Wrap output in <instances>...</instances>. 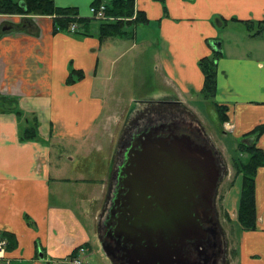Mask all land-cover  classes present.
Instances as JSON below:
<instances>
[{
  "label": "crops",
  "instance_id": "crops-1",
  "mask_svg": "<svg viewBox=\"0 0 264 264\" xmlns=\"http://www.w3.org/2000/svg\"><path fill=\"white\" fill-rule=\"evenodd\" d=\"M93 2L54 0L56 7L73 8L84 19L92 18ZM133 2L147 23L131 28L128 37L104 40L96 21L85 26L83 35H74L54 32L51 16L0 13V240L6 242L4 259L11 264H71L75 257L93 264L86 254L96 237L104 187L100 178L82 174H95L107 160L95 154L69 159L63 148L68 145L76 152L90 139L95 143L103 123L113 119L109 105L117 101L108 96L107 75L114 62L112 49L120 48L119 57L144 43L137 38L139 26H155L154 71L163 82L157 97L142 102L179 103L196 114L186 98L201 97L204 77L198 61L217 52L216 92L209 106L226 109L224 135L264 153V133L246 136L264 124V0ZM127 40L132 45L125 46ZM74 72L83 77L68 84ZM1 98L15 104L3 105ZM2 106L12 111L2 112ZM31 118L38 121V137L21 141L26 119ZM64 159L72 163L76 177L60 175L61 167L70 165ZM102 168L110 178V163L108 171ZM64 183H81L77 205L58 203ZM51 185L56 186L53 192ZM254 187L256 230L240 232L238 264H264V167L257 169Z\"/></svg>",
  "mask_w": 264,
  "mask_h": 264
},
{
  "label": "water",
  "instance_id": "water-1",
  "mask_svg": "<svg viewBox=\"0 0 264 264\" xmlns=\"http://www.w3.org/2000/svg\"><path fill=\"white\" fill-rule=\"evenodd\" d=\"M184 125L202 141L181 133ZM120 160L99 218L110 264H219L224 244L214 200L224 168L202 128L151 118L134 130Z\"/></svg>",
  "mask_w": 264,
  "mask_h": 264
},
{
  "label": "rangeland",
  "instance_id": "rangeland-1",
  "mask_svg": "<svg viewBox=\"0 0 264 264\" xmlns=\"http://www.w3.org/2000/svg\"><path fill=\"white\" fill-rule=\"evenodd\" d=\"M97 24L98 22H94V25ZM156 32L154 25L147 28L139 26L136 32L137 38L138 40L140 39V41L144 39V43L136 44L132 50L119 57L116 55V52L120 48L114 47L112 49L113 55L111 56L114 58V62L108 67L107 75L110 78L108 82L110 87L108 96L110 98L114 97L117 101V103L111 102L109 105V114H113V119H109V121L103 123L101 126L102 130L99 135L97 134V141L95 143L90 139V142H84L86 146L82 147L83 149L76 152L67 145L63 148V153L66 158L69 159L73 157L78 158L85 154V156L95 154L96 156H103V158L107 160V163L105 162L101 165V168L95 172V174H82L83 177L84 175L87 177L86 179L89 177H91V179L100 178V182L103 184V199L100 198L98 200V205L101 206L102 216L107 208L113 187L114 169L119 161H121L122 150L126 147L125 143L129 141L134 130L143 123H148L151 118H156L160 121H169L171 115L183 116L186 120L197 123L204 131L209 142L215 148L216 154L221 159L224 168L223 176L218 185L214 200L218 230L224 244V252L219 264H238L240 258V232H242V230L237 221V208L240 197L241 178L240 176L236 177L234 165L239 160L245 162L246 158L244 154H240L237 148L238 143L235 138L229 133L224 135V129L218 127V117L213 107L209 106L210 102L202 101L201 97L194 96L192 98H186L188 105L195 108L196 114L190 113L189 109L179 103L157 101L142 102L157 97V95H159V89L161 88L159 85H163L162 80L157 77L154 71L158 61L155 56L156 42L154 37ZM127 42L128 44H124L125 46L132 45V41L127 40ZM108 96L106 101H108ZM102 97H106V95L104 94ZM103 118L104 117L101 119L103 120ZM90 144V149H88ZM85 147L87 148L85 149ZM54 150L60 153L57 148ZM53 161L59 162L56 156H54ZM64 163H69L70 165L64 164L65 166L63 168L61 167L60 175L65 177H73L75 175L76 177V173L74 174V171L71 170L74 169L72 163L68 162L67 159H64ZM76 163L77 162L74 164L76 165ZM109 163L113 170L112 175L110 173V178L103 175L105 170L102 168L105 166L106 171H108ZM88 166H90L89 169H91L93 167L92 162L88 163ZM80 184H60L58 190L61 195L64 196V200L62 196L58 197L56 198L59 199L58 203L71 206L77 205L79 200L82 199L80 196L82 185ZM101 184L98 186H101ZM55 187V185H51V192L55 190ZM95 187H97V185ZM93 191L94 189L91 188V192ZM98 194L100 195L102 193L99 192ZM54 195H56V193ZM52 201L53 203H57V200L52 199ZM86 256L87 258H92L93 264H109V261L104 257L100 248L99 220L96 226L94 244L90 254H86ZM84 258L85 257H81L80 259L84 261ZM256 260L259 261V259Z\"/></svg>",
  "mask_w": 264,
  "mask_h": 264
},
{
  "label": "trees",
  "instance_id": "trees-1",
  "mask_svg": "<svg viewBox=\"0 0 264 264\" xmlns=\"http://www.w3.org/2000/svg\"><path fill=\"white\" fill-rule=\"evenodd\" d=\"M24 3V6L21 5ZM100 0H94L92 6H99ZM105 5V15L107 20H95L79 18L73 8H59L54 4V0H0V13L7 15H36V16H51L54 22V32L68 33L71 25L76 26L74 35H83V29L90 21H96L99 24V38L101 40L107 38H116L130 35V29L138 25H145L147 20L142 12H136L134 9L133 0H114ZM112 19V20H109ZM215 52L210 57L202 58L198 61V67L203 74L204 83L200 92L201 98L204 101L212 103V99L216 92V65L215 61L218 57ZM72 75H76L72 77ZM68 79V84L74 83L75 80H80L83 76L74 72ZM3 105L15 104V100L1 98ZM216 115L218 117V127L227 121L225 116L226 109L220 106H215ZM4 108V106H2ZM4 111H12L10 109H2ZM15 115L22 119L24 116L19 110H13ZM38 121L35 118L26 119V126L23 130L21 141H34L38 137ZM264 133V124L256 127L253 131L247 134V137H259ZM239 143V142H238ZM240 154H244L245 162L239 160L235 163L236 177L240 176V197L237 208V221L242 231L256 230V212H255V194H254V178L258 168L264 167V153L255 147V145L245 146L242 143L238 144Z\"/></svg>",
  "mask_w": 264,
  "mask_h": 264
},
{
  "label": "built area",
  "instance_id": "built-area-1",
  "mask_svg": "<svg viewBox=\"0 0 264 264\" xmlns=\"http://www.w3.org/2000/svg\"><path fill=\"white\" fill-rule=\"evenodd\" d=\"M90 14L91 17L95 20L101 21V20H107L108 18L105 15V5L100 4L99 6H91L90 7ZM112 20V19H109ZM76 31V26L71 25L70 28L68 29L69 34H73ZM6 246V242L4 240H0V264H11L9 261L4 259V249ZM83 250L80 249L81 255L83 254ZM71 264H82V260L80 257H75L72 259Z\"/></svg>",
  "mask_w": 264,
  "mask_h": 264
},
{
  "label": "flooded vegetation",
  "instance_id": "flooded-vegetation-1",
  "mask_svg": "<svg viewBox=\"0 0 264 264\" xmlns=\"http://www.w3.org/2000/svg\"><path fill=\"white\" fill-rule=\"evenodd\" d=\"M169 120H180V122H186V119L183 116H179V115H171V117L169 118ZM180 132L183 133V134H186V135L190 136L196 142H201L202 141V139L194 131L189 130L188 127L185 126V125L180 128ZM125 144L127 146L128 142H126ZM213 253L216 254V251L214 250ZM217 254H219V253H217ZM222 255H223V253H222ZM208 264H210V263H208Z\"/></svg>",
  "mask_w": 264,
  "mask_h": 264
}]
</instances>
